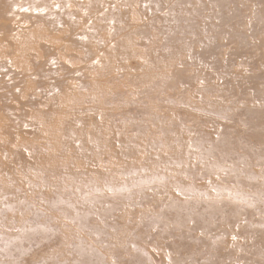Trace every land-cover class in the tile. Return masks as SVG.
Listing matches in <instances>:
<instances>
[{
	"label": "rangeland",
	"instance_id": "obj_1",
	"mask_svg": "<svg viewBox=\"0 0 264 264\" xmlns=\"http://www.w3.org/2000/svg\"><path fill=\"white\" fill-rule=\"evenodd\" d=\"M0 264H264V0H0Z\"/></svg>",
	"mask_w": 264,
	"mask_h": 264
},
{
	"label": "bare ground",
	"instance_id": "obj_2",
	"mask_svg": "<svg viewBox=\"0 0 264 264\" xmlns=\"http://www.w3.org/2000/svg\"><path fill=\"white\" fill-rule=\"evenodd\" d=\"M181 18V17H180Z\"/></svg>",
	"mask_w": 264,
	"mask_h": 264
}]
</instances>
